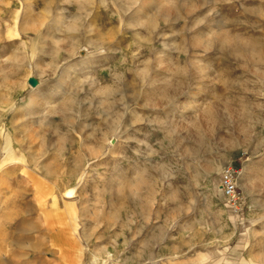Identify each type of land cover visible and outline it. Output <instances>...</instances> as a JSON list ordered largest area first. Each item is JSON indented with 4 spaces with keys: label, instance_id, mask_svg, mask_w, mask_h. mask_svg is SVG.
Returning <instances> with one entry per match:
<instances>
[{
    "label": "rangeland",
    "instance_id": "1",
    "mask_svg": "<svg viewBox=\"0 0 264 264\" xmlns=\"http://www.w3.org/2000/svg\"><path fill=\"white\" fill-rule=\"evenodd\" d=\"M28 1L0 0V264H264V0Z\"/></svg>",
    "mask_w": 264,
    "mask_h": 264
},
{
    "label": "bare ground",
    "instance_id": "2",
    "mask_svg": "<svg viewBox=\"0 0 264 264\" xmlns=\"http://www.w3.org/2000/svg\"><path fill=\"white\" fill-rule=\"evenodd\" d=\"M64 1H66V0H64ZM64 1H62L63 3H64ZM140 1L141 0H127V2L126 3H124L121 7H120V9L121 10H124V9H127L126 11H128V8H129V6H130V4H132V6L135 4V5H137V4H139L140 3ZM146 2V1H145ZM155 2H157V1H155ZM158 2H159V0H158ZM161 2V1H160ZM165 2H167V0L165 1ZM27 4H25V13L27 14V13H30L31 14V12H32V10H34V8L32 7V4H31V0L30 1H28V2H26ZM34 4V3H33ZM20 5V4H19ZM145 5H147L146 3H145ZM174 5V4H173ZM138 7V6H137ZM144 7V6H143ZM158 7H162V5L160 4ZM63 8V7H62ZM61 9V8H60ZM65 9V8H64ZM64 9H62L61 11H63L64 12ZM49 10V9H48ZM59 12V15H57L58 16V19H57V21H56V19H55V23L56 24H54L55 26H57V27H60L61 26V24H62V22H63V20H64V15H62V14H60V13H62V12ZM50 12V11H49ZM122 12V11H121ZM32 13H34V11L32 12ZM48 14V13H47ZM58 14V13H57ZM45 14H43V16H44ZM139 15V14H138ZM19 16H20V12L18 11L17 13H16V15L14 16L15 18V25H17V24H19V22H18V20H19ZM49 16V15H48ZM57 16H56V18H57ZM14 19H13V21H14ZM25 19H32L31 17H27V18H25ZM42 19V20H41ZM40 19V21H39V24H41L40 22L41 21H45L46 19H44V17H42ZM28 20H26L25 21V23H27V21ZM25 25V24H24ZM23 25V26H24ZM27 25V24H26ZM23 26H21V27H23ZM55 26H53V27H55ZM51 27H52V25H51ZM57 27H55V28H57ZM220 38V37H219ZM59 41V40H58ZM85 52H86V49H82V51H81V54L83 55V56H86L85 55ZM54 54V53H53ZM160 60V59H159ZM159 64V63H158ZM68 73V72H67ZM72 77V76H71ZM68 81V80H67ZM65 82H66V80H65ZM66 84V83H65ZM65 84H64V86H65ZM27 86H30V87H33L34 89H36V91L38 90V88H39V81L37 80V79H35V78H29V82L27 83ZM63 91V90H62ZM37 95L38 94H36L35 96H34V98H33V100H32V102H31V104H30V107H29V109L30 108H33L34 106H38L40 103H37V101L38 100H36V97H37ZM42 98V97H41ZM38 99V98H37ZM40 99V98H39ZM40 101V100H39ZM42 102V101H41ZM46 103V105H48V104H50V102L49 101H45ZM182 105H184V104H182L181 103V105L179 106V107H181ZM190 105H193V104H190ZM40 106V105H39ZM38 106V107H39ZM40 108V107H39ZM44 108V107H43ZM47 108V107H46ZM189 108V107H188ZM51 109H54L53 107L51 108ZM35 110V109H34ZM41 110V109H40ZM45 109H43V111H44ZM47 110H48V108H47ZM176 110V109H175ZM189 110V109H188ZM30 111V110H29ZM50 111H52V110H50ZM46 112V111H45ZM44 112V113H45ZM52 112H55V110H53ZM31 114H37V112L35 111V112H33V111H31L30 112ZM43 113V112H42ZM181 114H186V111H182L181 112ZM75 190H68L67 192H66V196L67 197H69V196H71V195H73L75 192H74ZM76 196V195H75ZM74 198V197H73Z\"/></svg>",
    "mask_w": 264,
    "mask_h": 264
},
{
    "label": "built area",
    "instance_id": "3",
    "mask_svg": "<svg viewBox=\"0 0 264 264\" xmlns=\"http://www.w3.org/2000/svg\"><path fill=\"white\" fill-rule=\"evenodd\" d=\"M240 175V170L229 165L222 170L220 177V190L235 212L241 209L242 203V193L239 186Z\"/></svg>",
    "mask_w": 264,
    "mask_h": 264
}]
</instances>
